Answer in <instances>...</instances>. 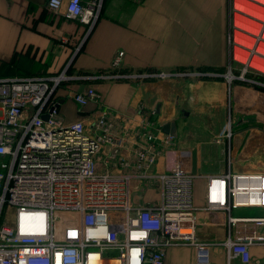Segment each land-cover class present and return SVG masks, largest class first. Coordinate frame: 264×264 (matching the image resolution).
<instances>
[{"label":"built area","instance_id":"obj_1","mask_svg":"<svg viewBox=\"0 0 264 264\" xmlns=\"http://www.w3.org/2000/svg\"><path fill=\"white\" fill-rule=\"evenodd\" d=\"M48 7L58 12L63 0H48ZM100 7L101 0H68L65 6L68 17L88 27ZM123 55L116 52L108 72L79 77L171 75L123 72ZM67 68L57 75L0 76V264H163L170 247L183 245L195 247V264H212V243L200 241L195 227V184L201 174L179 161L166 171H153L157 157L171 150L158 145L163 130L157 109L139 105L141 141L128 156L107 109L88 125L84 119L64 120L55 89L69 77ZM101 96L88 86L73 99L84 107L101 103ZM225 127L223 136L231 137L232 126ZM164 136L161 143L174 137ZM104 144L111 147L109 167L118 171L98 169ZM204 178V209L227 211L230 226L242 220L264 223V216H232L237 208L264 207V170L230 167ZM134 181L145 187L154 183L158 200L134 202ZM223 244L229 260L249 263L251 247L264 245V233L229 236Z\"/></svg>","mask_w":264,"mask_h":264},{"label":"crops","instance_id":"obj_2","mask_svg":"<svg viewBox=\"0 0 264 264\" xmlns=\"http://www.w3.org/2000/svg\"><path fill=\"white\" fill-rule=\"evenodd\" d=\"M67 2L63 0L60 11L53 12L48 0H0V76L57 75L68 66L66 74L69 77L55 89L64 120L84 119L88 125L107 109L118 126V133L124 136L123 152L128 156L141 141L138 134L143 121L139 114L141 103L157 109L161 128L175 121L178 135L172 140L161 143L165 132L158 134V145L171 150L157 157L153 171H166L179 161L185 168L201 174L195 184L194 204L198 207L195 227L200 241L212 243V264H261L264 245H253L252 260L242 263L238 259H228L223 242L229 236L244 239L254 230L264 233V223L257 226L255 222L242 220L230 226L227 211L204 209V176L226 172L230 164L235 172L262 171L259 164L264 161V152L257 145H247L239 156L231 145L228 168L219 167L206 173L200 170L203 159L212 157L213 146L209 144L217 137H224L225 125H231L230 121L225 124V118L232 114L225 81L178 76L117 80L79 77L108 72L119 50L124 51L120 70L128 73L174 71L184 65L202 63L217 66V46L223 45L217 39L221 31L216 25L210 29V36L217 38L209 41L213 50L203 52L198 37L201 32L187 29L186 23L197 14L196 6L217 4L219 0H101L97 19L90 27L67 16ZM211 15L217 20L218 15ZM88 86H94L101 93V103L91 101L81 107L73 95ZM233 101L235 108L242 110L245 106L250 113L244 116L245 120H255L264 114L261 109L264 98L238 84L230 99L231 110ZM237 135V139H243L240 133ZM110 151L111 147L104 144L98 154L97 165L101 172L118 171L109 167ZM139 183L134 181L133 184L134 202H156L160 196L158 187L154 183L147 187ZM232 216H264V207L237 208ZM195 261L194 246H172L163 264H195Z\"/></svg>","mask_w":264,"mask_h":264},{"label":"rangeland","instance_id":"obj_3","mask_svg":"<svg viewBox=\"0 0 264 264\" xmlns=\"http://www.w3.org/2000/svg\"><path fill=\"white\" fill-rule=\"evenodd\" d=\"M237 3L245 5L241 0H219V3L217 4H202L201 6H196V9H198V15L195 14L193 19H188L186 23L187 29H193L194 32H201L198 37L203 52L205 50L212 51L213 49L209 46V41L211 40L212 42L213 39L217 38H213V35L210 36V31H212L210 29L215 28L216 25V28L221 31L219 32L220 36L217 39L220 40L223 45L219 44L217 46L219 58L217 66H210L206 63H202L201 65H184L174 71H166L168 74L171 73L169 77L178 76L195 80L201 79L204 81L221 80L225 81L228 87V92L226 91L228 95L227 103L229 102L228 107L232 114L230 117L228 116L225 118V124L229 123V121L231 122L233 135L231 137H217L209 144L210 146H213L212 157L209 159L204 158L203 163L200 166V170L205 173L209 172V170H218L219 167L228 168L231 145H233L234 151L237 152L236 155L238 156L242 149L247 148V145L250 147L257 145V147L261 149L260 151L264 152V114H260V117L255 120H245L244 116L247 114L249 115L250 113L244 108L245 106L242 107V110H240V107L235 108L234 101L231 110L230 99L232 98L233 89L237 84L251 90V92L257 94V97L264 98V70L252 66L257 60L251 55V53L256 49H253L250 52L248 49L249 46L246 47V45H242V43L238 41L239 38L241 39L239 31H242L237 26L238 21L241 20L238 15L245 14L236 7ZM211 14L218 15L217 20H214V17ZM260 37H262L261 33L259 38ZM244 41L250 42L249 38L244 39ZM243 49L248 51L249 56L241 51ZM254 53L255 55H258L257 52ZM237 55L239 57H237ZM242 57H246V60L244 61ZM257 63L259 64L260 62L257 61ZM149 72L152 71L143 73ZM137 73L140 74L141 72ZM155 73H158V71ZM138 79L141 78L139 77ZM261 106H264V103ZM261 109H264V107ZM239 133L243 136V139H237V134ZM262 156V158H264V154ZM219 158L222 160L220 161ZM231 166L232 164H230V167ZM259 169L264 170V161L263 164H259ZM9 219H12V214H9Z\"/></svg>","mask_w":264,"mask_h":264},{"label":"bare ground","instance_id":"obj_4","mask_svg":"<svg viewBox=\"0 0 264 264\" xmlns=\"http://www.w3.org/2000/svg\"><path fill=\"white\" fill-rule=\"evenodd\" d=\"M241 1H243L245 5L237 3L236 7L239 8V10H241L245 15H238L241 20L238 21L237 26L242 30L239 31L241 39L239 38L238 41L242 43V45H246V47L249 46L248 49L250 50V52L253 49H256L253 50V53H251V55L256 58V60L261 64H258L257 61L251 64L254 67L264 70V0ZM254 18H257L258 20ZM260 33L262 34V37L259 38ZM247 38H249L250 42L244 41V39ZM241 51H243L246 55L249 56L248 51H246L245 49ZM254 52H257L258 55H255ZM237 57L239 56L237 55ZM242 59L245 61L246 57H242Z\"/></svg>","mask_w":264,"mask_h":264},{"label":"water","instance_id":"obj_5","mask_svg":"<svg viewBox=\"0 0 264 264\" xmlns=\"http://www.w3.org/2000/svg\"><path fill=\"white\" fill-rule=\"evenodd\" d=\"M163 132L170 134L172 136L178 135V128L175 121L167 122L162 127Z\"/></svg>","mask_w":264,"mask_h":264}]
</instances>
